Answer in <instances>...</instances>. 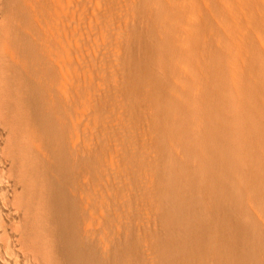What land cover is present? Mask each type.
I'll return each mask as SVG.
<instances>
[{
    "label": "bare ground",
    "instance_id": "6f19581e",
    "mask_svg": "<svg viewBox=\"0 0 264 264\" xmlns=\"http://www.w3.org/2000/svg\"><path fill=\"white\" fill-rule=\"evenodd\" d=\"M209 16L0 0V264L24 210L40 264H264V48L231 68Z\"/></svg>",
    "mask_w": 264,
    "mask_h": 264
},
{
    "label": "rangeland",
    "instance_id": "374dc122",
    "mask_svg": "<svg viewBox=\"0 0 264 264\" xmlns=\"http://www.w3.org/2000/svg\"><path fill=\"white\" fill-rule=\"evenodd\" d=\"M33 1L37 2V0ZM76 1L77 0H73V2ZM169 1L172 10L175 13L179 12L181 17L179 18L181 29L168 27V31L170 33L175 32L174 38L176 40L182 39V33L184 31V28L188 24L201 23L205 21V19H209L211 17L209 16L210 14H214L216 16L215 22L218 35H214L213 37H211L209 36L211 35V33H207L206 35L209 36V41H207V36H203L204 38L201 37L200 39L204 40L207 43V46H213L212 49H208L207 52L212 51L214 47H217L218 44L220 45L221 41V43H224L226 46L225 56L228 64L231 68L234 67V69H240L241 71L246 68L247 61L249 60L248 53L251 48H256L260 53L263 52L262 48H264V19H262L256 27V21L253 23L248 15L249 12L256 10V7L264 9V0H214V4L211 3L212 0ZM80 5L82 12H87L83 8V5ZM232 38L234 39V41H237V43L232 42ZM224 39H226L227 42H225ZM200 40L199 44L201 45H198V48L201 49L199 51L206 47V44H204L203 41L201 43ZM241 49L244 51L245 55ZM239 52L243 53L241 54L243 55L242 57L238 54ZM77 70L79 72V68ZM1 125L2 123L0 124V126ZM3 127L5 126L2 125V130L0 129V140L2 141V145H4V152L1 158L3 160H6V166L1 171V174L5 176L7 173L9 174L10 170L13 171V169L10 147L8 148V137L6 133L7 130H5L6 128ZM12 194L14 196L16 195L15 200H18V203L22 205L23 200L18 195V192L15 191ZM22 210L23 208L21 206L19 209H17V212H21ZM24 212L25 210L21 213L20 222L17 223L18 230L13 233V235L8 234L7 240H4L3 249H10V247L11 249L14 248L15 250H10L16 253L15 256H18L17 260L19 264H40V261H38V257L28 246L26 240H24V237H22V234L20 232V228H22L23 223H25V216L23 215Z\"/></svg>",
    "mask_w": 264,
    "mask_h": 264
}]
</instances>
